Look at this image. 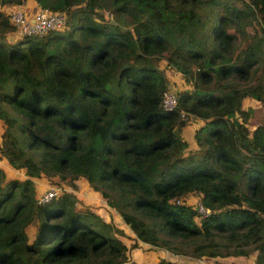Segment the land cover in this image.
I'll return each instance as SVG.
<instances>
[{
	"label": "trees",
	"instance_id": "16d2710c",
	"mask_svg": "<svg viewBox=\"0 0 264 264\" xmlns=\"http://www.w3.org/2000/svg\"><path fill=\"white\" fill-rule=\"evenodd\" d=\"M24 1L0 0V264H137L144 247L264 264L247 104L264 102V0H33L65 14L40 37L6 17ZM35 181L70 190L40 202Z\"/></svg>",
	"mask_w": 264,
	"mask_h": 264
},
{
	"label": "built area",
	"instance_id": "2783aa9c",
	"mask_svg": "<svg viewBox=\"0 0 264 264\" xmlns=\"http://www.w3.org/2000/svg\"><path fill=\"white\" fill-rule=\"evenodd\" d=\"M6 17L9 23L14 26L20 36H43L46 33L58 30L63 27L65 14L52 13L47 10H38L29 15L21 5H12L6 11ZM161 106L165 111H172L177 106V96L173 91H166L163 94ZM61 189L49 188L39 197L40 202H47L59 196ZM197 211L199 214L206 216L209 211L198 204ZM201 261L198 260L197 264Z\"/></svg>",
	"mask_w": 264,
	"mask_h": 264
},
{
	"label": "crops",
	"instance_id": "0c3cea01",
	"mask_svg": "<svg viewBox=\"0 0 264 264\" xmlns=\"http://www.w3.org/2000/svg\"><path fill=\"white\" fill-rule=\"evenodd\" d=\"M25 1L20 5L25 8L26 12L29 15H32L34 12L38 11V8L36 7L35 2L33 0H28L26 2ZM196 123L198 124L197 121H196ZM36 183H38V182H36ZM41 192H42V190H41ZM95 199H96V205L97 206L100 207V206L104 205L102 200H100L99 198H95ZM171 255L172 254L167 250H158V249H151L149 247H147V248L144 247V250L136 255V262H137V264H156V262H158L160 259L172 258ZM181 259L182 258H180V261H183ZM200 261H201L200 264H209V263L204 262L202 260H200ZM235 262L236 261H232L228 264H236L237 262L236 263ZM197 263H198V260L196 261V264ZM243 264H248V263H243Z\"/></svg>",
	"mask_w": 264,
	"mask_h": 264
},
{
	"label": "rangeland",
	"instance_id": "374dc122",
	"mask_svg": "<svg viewBox=\"0 0 264 264\" xmlns=\"http://www.w3.org/2000/svg\"><path fill=\"white\" fill-rule=\"evenodd\" d=\"M28 1V0H26ZM25 1V2H26ZM177 78H180L178 75H176ZM248 107L250 108L252 114H251V119H250V124L251 125H259L264 123V102L260 103H255V102H247ZM198 125L195 121H192L189 124V130H192L194 127ZM5 163L0 159V166H4ZM38 182V183H36ZM36 185L38 188L42 191V193L46 192L49 188H57L61 189L60 192H67L69 189V184L67 182L65 183H60L59 185L55 184L54 186L52 184H49L47 181H35Z\"/></svg>",
	"mask_w": 264,
	"mask_h": 264
}]
</instances>
